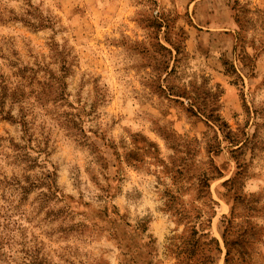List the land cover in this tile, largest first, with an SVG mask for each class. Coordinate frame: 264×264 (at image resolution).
Instances as JSON below:
<instances>
[{"label":"rangeland","instance_id":"374dc122","mask_svg":"<svg viewBox=\"0 0 264 264\" xmlns=\"http://www.w3.org/2000/svg\"><path fill=\"white\" fill-rule=\"evenodd\" d=\"M0 264H264V0H0Z\"/></svg>","mask_w":264,"mask_h":264},{"label":"trees","instance_id":"16d2710c","mask_svg":"<svg viewBox=\"0 0 264 264\" xmlns=\"http://www.w3.org/2000/svg\"><path fill=\"white\" fill-rule=\"evenodd\" d=\"M177 94V95H176ZM172 95V94H171ZM175 97H178L179 99H187V100H192L190 96L187 93H175V95H172ZM191 102V101H190ZM204 106H206L205 103H203ZM207 107V106H206ZM202 109L201 106H198V103H192L190 108L188 109V112L191 113L194 116L201 117L206 119L207 123L211 124L213 127L218 128L222 133H226L227 130V125L219 115H216L215 109H207V108ZM231 134V132L227 133ZM227 138V137H226ZM207 181V180H205Z\"/></svg>","mask_w":264,"mask_h":264}]
</instances>
